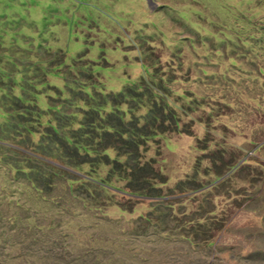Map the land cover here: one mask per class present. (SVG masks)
<instances>
[{"label":"rangeland","instance_id":"rangeland-1","mask_svg":"<svg viewBox=\"0 0 264 264\" xmlns=\"http://www.w3.org/2000/svg\"><path fill=\"white\" fill-rule=\"evenodd\" d=\"M0 264H264V0H0Z\"/></svg>","mask_w":264,"mask_h":264},{"label":"trees","instance_id":"trees-1","mask_svg":"<svg viewBox=\"0 0 264 264\" xmlns=\"http://www.w3.org/2000/svg\"><path fill=\"white\" fill-rule=\"evenodd\" d=\"M128 89H126V90H124V91H122L121 93H119V97H123V98H125V97H128ZM110 101H112L111 99H109Z\"/></svg>","mask_w":264,"mask_h":264}]
</instances>
